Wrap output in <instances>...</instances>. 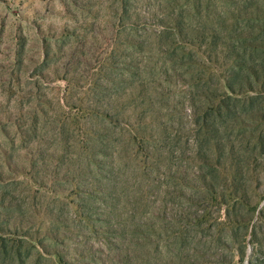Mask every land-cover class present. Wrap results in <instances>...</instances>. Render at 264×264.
Returning <instances> with one entry per match:
<instances>
[{
	"label": "rangeland",
	"instance_id": "obj_1",
	"mask_svg": "<svg viewBox=\"0 0 264 264\" xmlns=\"http://www.w3.org/2000/svg\"><path fill=\"white\" fill-rule=\"evenodd\" d=\"M0 264H264V0H0Z\"/></svg>",
	"mask_w": 264,
	"mask_h": 264
}]
</instances>
